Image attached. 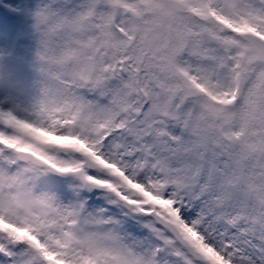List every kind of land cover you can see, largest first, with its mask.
<instances>
[{
	"label": "snow or ice",
	"instance_id": "obj_1",
	"mask_svg": "<svg viewBox=\"0 0 264 264\" xmlns=\"http://www.w3.org/2000/svg\"><path fill=\"white\" fill-rule=\"evenodd\" d=\"M32 15L34 94L0 71V264H264V0Z\"/></svg>",
	"mask_w": 264,
	"mask_h": 264
},
{
	"label": "rangeland",
	"instance_id": "obj_2",
	"mask_svg": "<svg viewBox=\"0 0 264 264\" xmlns=\"http://www.w3.org/2000/svg\"><path fill=\"white\" fill-rule=\"evenodd\" d=\"M40 3L41 0H0V10L14 17L13 24H10L7 16L0 17L3 22V26H0V71L12 73L20 82V89L13 94L21 102L27 101L29 95L34 94L33 84L37 79L34 65L39 50V34L33 27L32 13ZM16 34L20 36L21 40ZM13 57L17 59L13 60ZM8 91L9 89L0 82V96H4ZM64 179L66 178L56 179L55 191L62 200L68 202L73 198V194L66 187L74 185L77 188L81 181L79 178L72 177L63 182ZM80 195L82 196L83 193ZM98 198L102 199V196H98ZM88 202L91 204V200L88 199Z\"/></svg>",
	"mask_w": 264,
	"mask_h": 264
},
{
	"label": "clouds",
	"instance_id": "obj_3",
	"mask_svg": "<svg viewBox=\"0 0 264 264\" xmlns=\"http://www.w3.org/2000/svg\"><path fill=\"white\" fill-rule=\"evenodd\" d=\"M54 138V137H53ZM27 167H29L31 169L32 172H35L37 170V165L34 164V163H29L27 165ZM54 173L51 171V169H43V168H40V175H41V178H43L44 176L46 175H53ZM51 195L53 198H58L59 195L56 193V192H51Z\"/></svg>",
	"mask_w": 264,
	"mask_h": 264
}]
</instances>
